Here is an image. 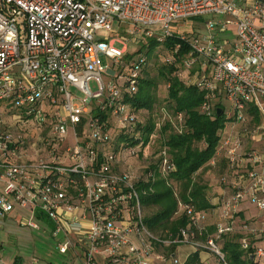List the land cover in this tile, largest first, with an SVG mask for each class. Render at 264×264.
<instances>
[{"label": "built area", "instance_id": "2783aa9c", "mask_svg": "<svg viewBox=\"0 0 264 264\" xmlns=\"http://www.w3.org/2000/svg\"><path fill=\"white\" fill-rule=\"evenodd\" d=\"M211 14L224 18L208 21L197 34L176 24ZM124 22L132 35L159 45L178 40L168 63L182 44L188 46L175 75L193 76L191 84L204 92L203 114L213 117L218 99L231 103L230 127L216 152L227 161L219 184L229 193L217 203L220 221L212 234L203 225L204 213L181 202L189 224L180 238L161 240L144 225L141 195L153 193L157 179L172 170L166 149L158 166L141 177L117 171L118 154L106 150L113 130L139 139V119L125 95L137 91L146 56L132 61L127 75L101 62L104 56L122 67L125 38L108 34L114 23ZM223 34L234 37L219 38ZM103 74L124 78L123 86ZM69 87L82 95L83 107ZM175 119L181 123L183 116ZM236 125L243 126L241 133ZM248 142L261 147L248 148ZM140 181L149 185L139 189ZM246 204L256 208L257 222L239 215ZM17 214L20 227L35 231L45 218L52 236L63 237L56 245L60 254L81 246V264H100L99 258L104 264H148L157 245L174 243L204 249L224 263V235L240 234L243 250L252 240L264 241V0H0V219ZM254 252L264 260V248L255 246Z\"/></svg>", "mask_w": 264, "mask_h": 264}, {"label": "trees", "instance_id": "16d2710c", "mask_svg": "<svg viewBox=\"0 0 264 264\" xmlns=\"http://www.w3.org/2000/svg\"><path fill=\"white\" fill-rule=\"evenodd\" d=\"M178 42V40L173 38L165 41L164 46L169 50V55L173 46ZM158 45L156 40L150 39L146 53ZM188 51V46L182 44L178 53L173 55V62L167 63L168 75L165 79L168 85V105L165 107L166 112L168 114L170 112L174 118H176L178 114L183 116V121L181 123L177 121L178 127L170 124L166 125L167 128L164 127L162 149H166L168 162L169 165L172 166V170L167 177H159L157 179L153 185V193L141 195V208H157L150 216L143 217V223L150 232L165 233L163 238H159L161 240L174 241L180 238L181 231L188 227L189 220L187 215L184 212L180 214L177 213L179 202L193 205L196 211L200 213H206L214 208L207 195L208 184L202 178V171L210 167L208 165L213 159L217 160L220 158V161L226 160L222 159L224 158L223 155L216 156V152L219 147L221 134L225 130L226 125L229 124L230 118H226L225 110L222 106H219V108L223 110L220 116H218L217 113H215L213 117L203 114L201 112V104L204 92L200 91L192 84L187 85L182 78L175 75V71L181 65L183 56ZM136 59L137 58L127 56L125 58V63L129 65ZM145 66L146 64L143 66L141 72ZM149 86V81L143 80L141 75H139L137 91L132 96L125 95V102L130 104L135 113L140 110L152 109V95L149 93ZM96 114L102 119L106 118V115L100 113ZM251 114L254 117V122L258 123L259 118L257 113L251 112ZM179 128L181 129L179 130ZM166 129L171 130L169 134H165ZM136 131L139 133V139L137 140L134 134L132 135L119 131L115 144L112 143V146L106 150L117 153L118 157L123 154L121 149L125 147L129 149L130 147L138 146L140 143L141 147H145L149 144V137L153 134L154 126L151 124L143 125L139 122ZM114 132L115 130H113V133ZM201 144L203 147H199ZM160 162L161 158L160 154H158L156 166H158ZM225 166L227 167V161ZM148 185V183L140 181L138 183V188L144 189ZM176 187L178 193L175 190ZM19 216L20 215L17 214V217L14 219H17ZM214 230L215 227L209 228L207 229V233L212 234ZM197 239L203 241L205 236ZM240 239V234H228L222 237L223 243L220 247L224 254V263L264 264V260H259L254 255L255 246H260L262 240H252L250 248L248 250H243L240 245ZM178 245L179 244L176 243L170 245V251L173 252ZM20 262L19 257L14 260V264H20ZM199 263V254L197 251L191 254L184 264Z\"/></svg>", "mask_w": 264, "mask_h": 264}, {"label": "rangeland", "instance_id": "374dc122", "mask_svg": "<svg viewBox=\"0 0 264 264\" xmlns=\"http://www.w3.org/2000/svg\"><path fill=\"white\" fill-rule=\"evenodd\" d=\"M224 16L221 15H204L197 18H192L185 21L177 22V25H185L183 29H188L187 31L197 34L199 31L203 30L204 25L210 20H219L223 19ZM131 26L129 23L124 22L121 24L114 23L111 29V32L108 34V38L122 39L125 38L123 42L126 47V52L122 57V67L115 66L111 60L101 56V62L103 66L110 68L115 71L117 74L127 75L128 74V64L125 62L127 56L137 58L140 54L146 56V66L141 72V78L143 80L149 81L150 86L149 93L152 95V109L151 110H140L136 114L138 116L140 124H151L154 126V131L151 137H149V144L145 147L136 146L130 147L129 150L117 157L115 163L117 171L131 170L137 176L141 177L143 174L150 168H155L158 162V154L163 148V139H164V127L167 128V124L179 126L177 120L172 117L171 113L166 112L167 104V82L166 77L168 75V66H167V57L169 55V50L163 45H158L157 47L151 49L147 52V47L150 42V39H142L139 35H132L129 33ZM154 31H158L159 27H152ZM181 29V28H180ZM179 29V30H180ZM102 35V34H101ZM188 35V34H187ZM233 35V32H232ZM231 34L219 35V38H232ZM135 38V41H134ZM137 40H140L139 43H135ZM115 46L119 49L123 48L124 45L121 43H116ZM130 61V60H129ZM18 70V68H16ZM105 81L111 80L116 82L120 86H123L124 78H115L109 76L108 74H103ZM186 80V79H185ZM192 80L184 81L187 85L191 84ZM92 91H96L98 86L95 81L89 83ZM68 90L72 93L75 98L74 103L83 107L81 103L82 95L73 87H69ZM215 104L221 105L225 110L226 118H231L232 116V106L231 103L225 98L218 99L215 101ZM87 109H90V106H87ZM230 124V123H229ZM228 124V125H229ZM230 126L226 130L229 129ZM242 125H236L234 128L235 132H242ZM170 129H166L165 134L170 133ZM119 130H115L113 133V144L117 140ZM71 136V133H70ZM114 146V145H113ZM203 147V145H199ZM261 146H259L260 148ZM222 166V165H220ZM207 184L209 185L207 195L210 194L215 186L219 188V178L220 172L218 169L210 167L209 172L206 177ZM215 189V188H214ZM177 191V187L175 188ZM178 193V191H177ZM217 193L214 194L216 196ZM179 197V196H178ZM177 197V198H178ZM156 207L142 208V216H150L156 211ZM182 211L179 209L177 213L180 214ZM243 217L249 222H252L256 219H260V215L256 211V208L250 204H246L243 207L242 213ZM245 220V218H243ZM220 221L219 215L208 220L206 224L215 226L217 222ZM50 224L45 218L40 223L41 230L35 231L28 228H22L19 226L16 219H0V248L3 251V259L5 264H14V260L19 257L22 264H32V259L37 258L39 264H79L82 262V248L77 246L76 248L70 250L67 254L62 255L56 249L58 242H62V236L54 238L51 234ZM206 227V228H207ZM154 236L158 238H163L165 233H155L151 232ZM219 245L222 246L223 240L219 241ZM260 247L264 248V243H260ZM156 251L162 255L163 259H170V247L156 246ZM152 257V256H151ZM150 257V259H151ZM214 261L210 264H225L220 262L217 258L214 257Z\"/></svg>", "mask_w": 264, "mask_h": 264}, {"label": "crops", "instance_id": "0c3cea01", "mask_svg": "<svg viewBox=\"0 0 264 264\" xmlns=\"http://www.w3.org/2000/svg\"><path fill=\"white\" fill-rule=\"evenodd\" d=\"M189 81L193 79V76H184L182 78L183 81ZM186 83V82H185ZM229 125H226V129L228 128ZM259 144L255 143V142H248L247 147H255V148H259ZM225 160V158H222ZM218 160V161H217ZM217 160H215V164L211 165V161L209 163L208 166L213 167L214 169H218L220 172V175L223 173H226V160L225 161H220V158H218ZM222 165V166H220ZM210 167L205 168L202 171V178L207 181V179L205 178L207 173L210 170ZM209 187V185H208ZM215 188V189H214ZM211 191L209 190L210 194L208 195L209 201L210 203L214 206V208L206 213H204V219H203V225L207 227H209V224H206L208 222V220H210L211 218L215 217L218 215V208H217V203L220 200V198L229 193V190L227 188H224L223 186H221L219 184V188L217 186H215ZM217 193L216 196H214V194ZM247 218V217H246ZM258 219L255 220V222H257ZM207 227V229H209ZM215 226H211L210 228H214ZM261 243H264V241H262ZM198 251L199 254V264H210L211 262H213L216 258V256L212 253H209L208 251L204 250V249H196L191 245H178L173 252L170 253V259H168L167 261H165L166 259H157V256H162L160 255V253H158L155 249L154 255L151 257V259L149 260L148 264H172L173 260H176L179 264H184L186 262V260L189 258V256L195 252ZM99 262L100 264H104V262L99 258ZM20 264H22L20 262ZM81 264V263H79Z\"/></svg>", "mask_w": 264, "mask_h": 264}, {"label": "water", "instance_id": "95a60500", "mask_svg": "<svg viewBox=\"0 0 264 264\" xmlns=\"http://www.w3.org/2000/svg\"><path fill=\"white\" fill-rule=\"evenodd\" d=\"M216 113H217L218 116H220V115L223 113V110L220 109V108H218V109L216 110Z\"/></svg>", "mask_w": 264, "mask_h": 264}]
</instances>
